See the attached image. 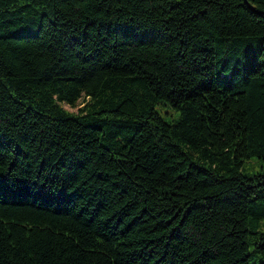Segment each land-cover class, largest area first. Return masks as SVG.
Here are the masks:
<instances>
[{"label":"trees","instance_id":"1","mask_svg":"<svg viewBox=\"0 0 264 264\" xmlns=\"http://www.w3.org/2000/svg\"><path fill=\"white\" fill-rule=\"evenodd\" d=\"M254 157L264 0H0V264H264Z\"/></svg>","mask_w":264,"mask_h":264},{"label":"rangeland","instance_id":"2","mask_svg":"<svg viewBox=\"0 0 264 264\" xmlns=\"http://www.w3.org/2000/svg\"><path fill=\"white\" fill-rule=\"evenodd\" d=\"M83 105L84 104L80 102L77 107H71L68 104H64V107L72 112H78L80 107H82ZM156 109L158 112L161 113V115L165 119L168 120L173 118H178L179 116V112L176 111L169 103L160 102L156 106ZM263 170H264V159L256 158V157L246 160L241 167V172L245 174H255L258 172H262Z\"/></svg>","mask_w":264,"mask_h":264}]
</instances>
